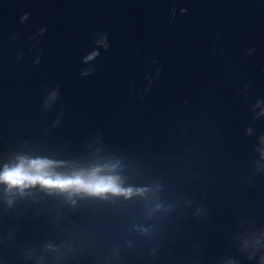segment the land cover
Masks as SVG:
<instances>
[{
    "label": "water",
    "instance_id": "1",
    "mask_svg": "<svg viewBox=\"0 0 264 264\" xmlns=\"http://www.w3.org/2000/svg\"><path fill=\"white\" fill-rule=\"evenodd\" d=\"M262 137L264 0H0V170L148 189L0 185V264H260Z\"/></svg>",
    "mask_w": 264,
    "mask_h": 264
},
{
    "label": "clouds",
    "instance_id": "2",
    "mask_svg": "<svg viewBox=\"0 0 264 264\" xmlns=\"http://www.w3.org/2000/svg\"><path fill=\"white\" fill-rule=\"evenodd\" d=\"M261 144H264V137L261 138ZM259 151L261 159L264 160V150L259 149ZM17 159L18 163H4L0 170V185L4 186V195L9 206L12 205L15 196L23 197L34 189H39L48 195L63 196L72 205L76 204L73 197L107 200L109 197L122 196L128 199L133 195L142 196L148 190L146 187H124L119 182V177L58 173L52 170L54 162L47 158L29 159L20 156ZM257 168H264V165L257 161ZM159 207L157 205V209ZM243 243L251 244L256 248L261 244V239L253 232L244 239ZM260 264H264V257H261Z\"/></svg>",
    "mask_w": 264,
    "mask_h": 264
}]
</instances>
